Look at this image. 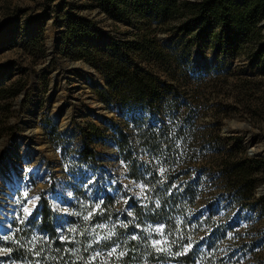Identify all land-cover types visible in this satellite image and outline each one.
<instances>
[{
	"label": "rangeland",
	"instance_id": "1",
	"mask_svg": "<svg viewBox=\"0 0 264 264\" xmlns=\"http://www.w3.org/2000/svg\"><path fill=\"white\" fill-rule=\"evenodd\" d=\"M77 16L87 19L93 33L82 42L73 38L63 48L59 41L49 55L48 27L62 33L66 21ZM259 26L264 36V18ZM135 32V23L108 14L98 0H0V87L25 83L26 90L17 104L18 95L14 100L0 95V177L24 152L15 138H25L20 121L29 119L26 110L37 96L38 124L59 161L53 170L39 152L21 162L10 228L0 233V264H38L50 250L60 254L62 264H179L185 254L191 256L182 264H264V193L257 192L264 180L257 183L255 199L243 205L223 193L222 178L213 176L218 170L216 138L229 147L235 140L228 138L240 136L248 155L256 142L264 143V63L243 51L217 58L201 43L184 52V40H177L176 33L157 29L147 36L164 42L169 57L155 70L174 84L175 96L166 97L171 99L160 102L156 111L127 108L95 66L78 55L84 43L104 50L109 37L135 39ZM66 58L94 68L101 79L95 77L84 90L74 80L75 69L64 65ZM53 72L61 75L55 86L63 96L60 115L71 112L69 133L50 115L57 102L50 92ZM36 84L38 91L33 90ZM89 92L118 112L106 115L104 123L81 113L79 102ZM242 119L250 123L248 129L224 131L227 121ZM111 120L127 134L129 154L119 151L115 127L102 137L85 133L89 124L105 127ZM152 132L154 146L145 144ZM83 145L93 148L95 161L81 156ZM183 152L191 154L186 161H181ZM42 197L57 212V237L40 227L36 209ZM22 221H27L23 250L13 252L9 244L17 240L7 233Z\"/></svg>",
	"mask_w": 264,
	"mask_h": 264
},
{
	"label": "trees",
	"instance_id": "2",
	"mask_svg": "<svg viewBox=\"0 0 264 264\" xmlns=\"http://www.w3.org/2000/svg\"><path fill=\"white\" fill-rule=\"evenodd\" d=\"M103 9L118 19L135 23V39L130 37L113 38L105 45L104 50L84 43L79 48L80 57L90 62L103 75L105 85L124 106H141L149 112L156 111L160 102H168L175 96L174 84L159 76L155 68L168 60L169 52L164 54V42H160L155 30L176 33L177 40H184L182 50L191 49L192 45L201 43L212 49L218 57L231 55L239 51L252 55L264 63V36L259 22L264 18V0H98ZM87 19L77 16L68 19L61 33L60 45L63 48L73 38L81 42L93 32L88 27ZM152 25L154 27H152ZM171 45H169L170 47ZM248 79V78H246ZM25 89V83L17 86L0 87L1 97L14 100ZM103 90L99 91L103 97ZM171 96V97H172ZM11 102L10 106L11 107ZM114 120L105 127L89 124L85 133L88 137L105 136L106 131L114 128L118 149L129 154L128 136ZM165 128V126H163ZM9 130L12 126L8 127ZM167 134V132H165ZM168 135V134H167ZM155 132L145 136L147 142L155 145ZM240 136H231L234 143L221 146L222 139L216 138L215 161L218 167L213 176L222 178V192L234 197L243 205L255 199L254 191L260 179L264 180L261 167L264 158L250 156L240 141ZM167 140V138H166ZM221 140V141H219ZM81 156L96 160L95 151L83 145ZM191 157L189 152L181 154V161ZM262 176V177H261ZM36 213L39 214L40 227L57 237L53 209L47 198L39 201ZM25 224V225H24ZM27 221L12 224L7 235L15 237V244H9L13 252L22 251V239ZM57 241V240H56ZM59 249V244H53ZM191 254L182 255L179 264L187 263ZM38 264H62L58 252H43Z\"/></svg>",
	"mask_w": 264,
	"mask_h": 264
},
{
	"label": "bare ground",
	"instance_id": "3",
	"mask_svg": "<svg viewBox=\"0 0 264 264\" xmlns=\"http://www.w3.org/2000/svg\"><path fill=\"white\" fill-rule=\"evenodd\" d=\"M48 38H47V53L49 55H54L56 52V44H57V34L53 33L50 27L47 30ZM48 55V56H49ZM64 65L69 68L75 69L78 73L74 75V80L79 81L83 84L84 90L88 91V88L91 87L94 83V78L97 77L101 79L95 70L86 65H75L68 61L64 62ZM48 66H44V70H47ZM41 69V68H40ZM56 72H59L57 70ZM39 72H37V76ZM60 73L55 76L53 72L51 78V86L50 92L52 91V97L57 98V102L54 105V109L50 113L51 117L53 118V122L58 124L61 130L64 133H69L70 131V124L68 122V117L70 115V110H64L62 112L63 116L60 115V105L62 102V95L61 89H57L55 86L61 82ZM34 83V82H33ZM34 91H38L37 84L33 86ZM37 97V102H38ZM36 103V102H35ZM35 103L33 106L35 107ZM80 107H83L81 113L88 112L91 117L96 122H105L104 117L106 115H114L118 112V107L114 106L111 109L106 108L98 98L91 92L87 94V97L84 100V103H80ZM26 115V114H25ZM29 115V119H25L24 117L21 119L20 124L25 125L23 129L25 130V138L21 135H16L15 142L18 148L24 150L21 152L13 162L7 165V172L2 174L0 177L2 180L0 181V230L7 224H9V214L13 211L14 201H13V190L16 184V181L19 180L20 174L19 171L22 168L20 165L21 162L26 160L27 154L30 155L32 153H39L43 152L47 158L49 159L52 169L58 170L59 169V161L57 158V153L51 148V146L47 143L46 138L43 135L42 129L38 124V117L34 115L33 109L30 107L29 111L27 112V116ZM230 125L236 126L234 129L235 132L241 133L244 129H248L250 126L247 125L246 122L242 120H237L234 122H230ZM229 125V128L232 127ZM27 126V128H26ZM234 128V127H233ZM30 138V140H28ZM26 144H31L32 148L27 147ZM251 146V145H250ZM252 147V146H251ZM254 152L260 153L264 155V143H255L253 145ZM261 193H264V188H261Z\"/></svg>",
	"mask_w": 264,
	"mask_h": 264
},
{
	"label": "water",
	"instance_id": "4",
	"mask_svg": "<svg viewBox=\"0 0 264 264\" xmlns=\"http://www.w3.org/2000/svg\"><path fill=\"white\" fill-rule=\"evenodd\" d=\"M64 29H65V28H63L62 30H64ZM57 35H58V36H57V44H56V48L58 47V43H59V41H60V37H61V31H60V30H58ZM159 38L162 39L163 37L159 36ZM63 61H68V62H70V63H72V64L79 65V62L72 61V60H70V59H68V58L63 59ZM49 62H50V59L47 58V63H49ZM58 65H59V64H58ZM58 68H60V67H58ZM93 69H94V68H93ZM94 70H95V69H94ZM25 91H26V90H23V91H21V92L19 93V95H18V97H17V99H16L15 104H17L18 102L21 101V99L23 98V96H24V94H25ZM37 97H38V96H37ZM38 99H39V98H38ZM15 104H14V106H15ZM38 106H39V104H38L37 101H36V103H35V107L33 106V103L31 102L30 107L33 109V111H34V115H35V116H37ZM30 107L27 108L26 112L29 111ZM236 119H239V118H236ZM242 120H244V119H242ZM230 122H231V121H227V123L225 124V126H224V131H225V132H235V131H234L235 128H233V127H230V128H229ZM244 122H246V123L248 124V126H250V123H249L248 121L244 120ZM236 133H237V132H236ZM44 137H45V135H44ZM45 138H46V137H45ZM247 138H248V135L246 134L244 140H246ZM248 151H249V154H250V155H256V156L264 157V155H262V154H260V153H256V152H254V150H253L252 148H249ZM261 186H262V185H261ZM263 186H264V185H263ZM257 192L260 193V187L257 189ZM49 200H50V199H49ZM9 228H10V225H9V224L5 225V226L0 230V233L7 232V231L9 230Z\"/></svg>",
	"mask_w": 264,
	"mask_h": 264
},
{
	"label": "snow or ice",
	"instance_id": "5",
	"mask_svg": "<svg viewBox=\"0 0 264 264\" xmlns=\"http://www.w3.org/2000/svg\"><path fill=\"white\" fill-rule=\"evenodd\" d=\"M25 195H27V193Z\"/></svg>",
	"mask_w": 264,
	"mask_h": 264
},
{
	"label": "built area",
	"instance_id": "6",
	"mask_svg": "<svg viewBox=\"0 0 264 264\" xmlns=\"http://www.w3.org/2000/svg\"><path fill=\"white\" fill-rule=\"evenodd\" d=\"M248 153H249V151H248Z\"/></svg>",
	"mask_w": 264,
	"mask_h": 264
}]
</instances>
